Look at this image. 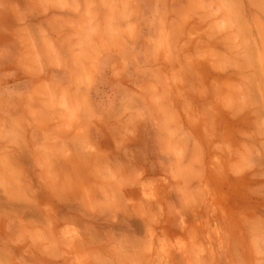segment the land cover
<instances>
[{"label":"rangeland","instance_id":"1","mask_svg":"<svg viewBox=\"0 0 264 264\" xmlns=\"http://www.w3.org/2000/svg\"><path fill=\"white\" fill-rule=\"evenodd\" d=\"M82 1L90 37L136 45L115 77L79 49L96 108L120 91L119 143L31 227L0 224V264H264V0Z\"/></svg>","mask_w":264,"mask_h":264},{"label":"crops","instance_id":"2","mask_svg":"<svg viewBox=\"0 0 264 264\" xmlns=\"http://www.w3.org/2000/svg\"><path fill=\"white\" fill-rule=\"evenodd\" d=\"M66 1L0 0V224L11 237L31 227L38 210L61 203L64 177L94 175L95 159L110 160L119 143L120 91L110 89L113 104L96 108L78 83L80 65L92 62L79 49H105L98 63L115 77L112 65L133 62L122 55L136 45L90 37L80 27L84 2ZM29 231L23 238H34Z\"/></svg>","mask_w":264,"mask_h":264}]
</instances>
